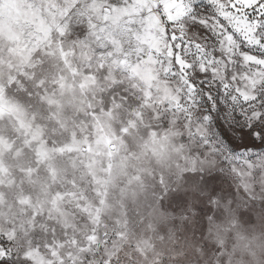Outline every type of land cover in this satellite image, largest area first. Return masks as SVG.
Listing matches in <instances>:
<instances>
[{"label": "snow or ice", "instance_id": "1", "mask_svg": "<svg viewBox=\"0 0 264 264\" xmlns=\"http://www.w3.org/2000/svg\"><path fill=\"white\" fill-rule=\"evenodd\" d=\"M0 264H264V0H0Z\"/></svg>", "mask_w": 264, "mask_h": 264}]
</instances>
